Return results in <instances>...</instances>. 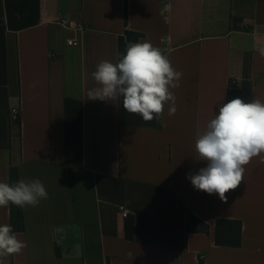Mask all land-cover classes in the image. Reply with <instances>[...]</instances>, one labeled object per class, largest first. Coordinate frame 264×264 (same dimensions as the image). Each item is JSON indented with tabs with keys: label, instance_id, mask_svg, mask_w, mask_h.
I'll return each instance as SVG.
<instances>
[{
	"label": "crops",
	"instance_id": "0c3cea01",
	"mask_svg": "<svg viewBox=\"0 0 264 264\" xmlns=\"http://www.w3.org/2000/svg\"><path fill=\"white\" fill-rule=\"evenodd\" d=\"M126 31L182 73L170 89L174 115L171 102L145 122L123 97L88 99L96 65L118 62ZM261 49L264 0H0V182L16 169L48 192L22 208L15 233L27 247L3 264H264V153L244 166L227 202L187 179L206 167L197 130L219 107L264 102ZM187 212L208 231L188 232ZM217 220L242 223L239 247L216 245ZM3 224L10 205L0 207Z\"/></svg>",
	"mask_w": 264,
	"mask_h": 264
},
{
	"label": "clouds",
	"instance_id": "9594fccd",
	"mask_svg": "<svg viewBox=\"0 0 264 264\" xmlns=\"http://www.w3.org/2000/svg\"><path fill=\"white\" fill-rule=\"evenodd\" d=\"M92 77L97 86L88 91V99L111 101L123 97V109L139 114L145 122L154 118L159 121L169 102L168 114L176 112V98L170 89L179 87L182 73L172 67L162 49L149 41L126 43L122 58L115 64L99 62ZM195 152L206 167L188 173L187 179L194 189L218 194L227 202L225 194L241 184L244 166L264 153V102L256 98L245 102L237 97L220 106L205 129L197 130ZM47 198L39 179L0 182V207H35ZM25 247L11 224L0 225V258L19 254Z\"/></svg>",
	"mask_w": 264,
	"mask_h": 264
},
{
	"label": "trees",
	"instance_id": "16d2710c",
	"mask_svg": "<svg viewBox=\"0 0 264 264\" xmlns=\"http://www.w3.org/2000/svg\"><path fill=\"white\" fill-rule=\"evenodd\" d=\"M142 35L131 31L126 33L119 39L118 60L122 58L125 53V45L128 42L137 43ZM19 180L18 171L11 170L10 183ZM10 223L13 226L14 232H21L24 230L23 224V209L10 204ZM186 228L188 232L206 233L208 227L201 223L191 213L186 214ZM133 222L126 225V238L132 239ZM242 239V223L240 221L232 220H217L215 225V243L217 246L239 247Z\"/></svg>",
	"mask_w": 264,
	"mask_h": 264
},
{
	"label": "built area",
	"instance_id": "2783aa9c",
	"mask_svg": "<svg viewBox=\"0 0 264 264\" xmlns=\"http://www.w3.org/2000/svg\"><path fill=\"white\" fill-rule=\"evenodd\" d=\"M59 23L61 25H63L64 27L71 28V27L74 26V28L77 29V30L83 29V25H81L80 23L74 24V23H72L70 21H67L65 19L59 20ZM10 118L14 122H16L18 120V110L17 109L11 111ZM118 211H119V214L122 216V218L127 219L129 217V214H128L127 210H126L125 205H123V204L120 205L118 207ZM202 259H203V257L201 256L200 260H202Z\"/></svg>",
	"mask_w": 264,
	"mask_h": 264
}]
</instances>
